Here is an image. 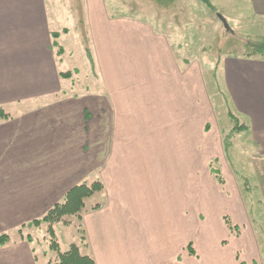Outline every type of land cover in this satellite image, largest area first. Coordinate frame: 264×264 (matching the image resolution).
I'll use <instances>...</instances> for the list:
<instances>
[{
    "label": "crops",
    "instance_id": "1",
    "mask_svg": "<svg viewBox=\"0 0 264 264\" xmlns=\"http://www.w3.org/2000/svg\"><path fill=\"white\" fill-rule=\"evenodd\" d=\"M104 1L86 0L98 79V91L86 93L79 66L62 64L74 55L62 34L78 30L64 24L60 32L48 0H0V106L13 112L0 118V235L12 237L0 264H44L17 231L94 182L104 189L100 208L83 217L82 251L97 264H249V250L260 261L264 211L251 213L209 166L216 158L226 173L227 148L203 73L178 57L167 34L111 16ZM247 1L263 19L264 0ZM222 64L218 88L245 124L239 139L264 159V58Z\"/></svg>",
    "mask_w": 264,
    "mask_h": 264
},
{
    "label": "rangeland",
    "instance_id": "2",
    "mask_svg": "<svg viewBox=\"0 0 264 264\" xmlns=\"http://www.w3.org/2000/svg\"><path fill=\"white\" fill-rule=\"evenodd\" d=\"M48 2L50 9L53 10V17H58L62 22L60 25L55 18V27L60 32H63L62 26L65 24L69 28L75 27L78 30L76 34L81 33L80 37L76 34H71L69 37L62 34L67 49L74 50V55L70 59L68 54L64 57L63 68H66L65 66L76 68L78 65L79 81L84 88V90L80 88L81 92H97L98 79L91 62L86 0H48ZM104 2L111 16H131L137 21L151 24L158 32L167 34L178 57L186 59L187 64L196 66V69L206 76L201 78L207 80L205 85L210 89L215 104L213 107H215L216 119L218 118L219 128L223 132L220 134L227 148L226 161L223 163L226 173L222 168L218 169V172L214 170L217 169L216 158L209 160L210 168L212 167V170L222 177L223 183L215 179L214 181L224 190L227 188L228 191L239 193V196L245 198L251 213L256 214V209L258 212L264 211L262 209L264 206L256 202L259 199L264 200V159L253 156L252 143H245L244 139L240 141V136L246 135L245 132H241L245 129V124L242 120L239 121L240 113L235 105L231 104L230 99L218 88L223 69L222 63L227 56L261 55L251 51L254 45L264 41V18L261 19L253 13L247 0H105ZM68 73L70 76L73 74L72 71ZM11 112L6 107L0 106V118L10 117ZM233 145L237 146V149L241 147L245 149L244 151L238 149L242 156L235 154ZM225 176L228 178L227 181ZM200 183L199 180V191L202 190ZM187 187L188 184L186 186V183H183L182 191L191 194L192 191H188ZM203 189L206 194L210 193L206 188ZM185 198L183 196V199ZM86 202L89 207L95 206L98 202L96 193L87 198ZM259 215L262 219L261 213ZM76 224L77 220H74L71 224L63 222L54 226L61 251L68 250L78 241L80 243L82 233ZM28 227L30 223L21 226L23 231L29 230ZM237 229L238 226L233 228L234 235H238ZM262 229V235L258 237L260 261L254 250H249L247 256L253 261L249 264H260V262L264 264V227ZM40 230L41 238H35L31 244L39 260L48 264L51 262L50 259L53 258V261L57 256V252L51 249L54 240L49 232L52 228L50 224L43 223Z\"/></svg>",
    "mask_w": 264,
    "mask_h": 264
},
{
    "label": "trees",
    "instance_id": "3",
    "mask_svg": "<svg viewBox=\"0 0 264 264\" xmlns=\"http://www.w3.org/2000/svg\"><path fill=\"white\" fill-rule=\"evenodd\" d=\"M264 40V39H263ZM254 54L261 55H253L250 54L248 57H259L264 58V41L254 45L252 48ZM217 171V169H214ZM218 172V171H217ZM214 179L217 182L223 183L222 177L218 175L215 171L212 170ZM219 176V177H218ZM103 190V184L101 182H94L92 184H79L73 187L68 194L65 196L63 202L55 204L41 219H37L30 223L29 230L23 231L20 228L17 232L20 233L21 239L32 243L35 238L40 239L42 235V231L40 230L41 224H50L51 225V238H53L54 243L51 245V249L57 252L56 259L48 264H97L95 259L86 253H83L82 248L87 246L86 243V235L83 224L84 215L92 210L100 208V204H96L93 207H89L87 204V198L93 196L95 193ZM73 217V218H72ZM77 220V224L79 226V231L81 234L80 243H74L68 250L61 251L60 243H58L57 234L54 231L55 225L59 223L71 224ZM225 225L229 230H233L232 223L229 221L228 217L224 219ZM76 224V225H77ZM237 228V227H235ZM12 237L10 234L5 233L0 235V248L11 243ZM193 250L191 249V252ZM59 252V253H58ZM193 253V252H192Z\"/></svg>",
    "mask_w": 264,
    "mask_h": 264
},
{
    "label": "water",
    "instance_id": "4",
    "mask_svg": "<svg viewBox=\"0 0 264 264\" xmlns=\"http://www.w3.org/2000/svg\"><path fill=\"white\" fill-rule=\"evenodd\" d=\"M226 25H227V22H226ZM229 29V28H228ZM230 30V29H229Z\"/></svg>",
    "mask_w": 264,
    "mask_h": 264
}]
</instances>
